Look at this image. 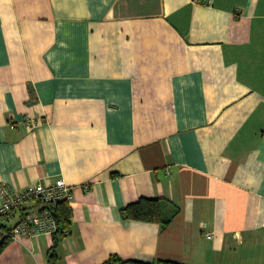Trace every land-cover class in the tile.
Returning <instances> with one entry per match:
<instances>
[{"label":"crops","instance_id":"0c3cea01","mask_svg":"<svg viewBox=\"0 0 264 264\" xmlns=\"http://www.w3.org/2000/svg\"><path fill=\"white\" fill-rule=\"evenodd\" d=\"M57 179L56 264H264V0H0V185ZM140 199L164 229L123 218Z\"/></svg>","mask_w":264,"mask_h":264},{"label":"built area","instance_id":"2783aa9c","mask_svg":"<svg viewBox=\"0 0 264 264\" xmlns=\"http://www.w3.org/2000/svg\"><path fill=\"white\" fill-rule=\"evenodd\" d=\"M0 198V219L3 220L13 217L25 203L41 206L36 212L23 214L8 232H3L11 241L16 242L22 238L52 236L57 231V225L48 207L60 201H70L71 194L64 180L57 179L53 184H32L20 192L0 185ZM207 238L211 239V236Z\"/></svg>","mask_w":264,"mask_h":264},{"label":"trees","instance_id":"16d2710c","mask_svg":"<svg viewBox=\"0 0 264 264\" xmlns=\"http://www.w3.org/2000/svg\"><path fill=\"white\" fill-rule=\"evenodd\" d=\"M56 225L57 231L52 235V247L47 255V264H56L58 256L56 248L58 244L65 238L70 230V208L66 201L57 202L48 207ZM124 219L137 221L148 224H157L161 229H164L168 222L162 220V208L159 200L156 199H140L121 211ZM9 229L0 226V255L4 252L7 246L12 242L11 239L3 232H8ZM104 264H183L169 260H157L153 263H143L132 260H122L117 256H111Z\"/></svg>","mask_w":264,"mask_h":264}]
</instances>
